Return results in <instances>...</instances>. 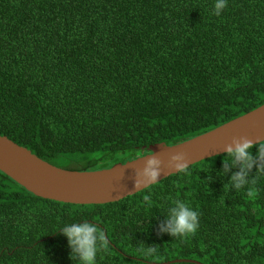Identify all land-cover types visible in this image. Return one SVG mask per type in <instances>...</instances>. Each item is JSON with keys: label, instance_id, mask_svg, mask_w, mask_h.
Wrapping results in <instances>:
<instances>
[{"label": "trees", "instance_id": "1", "mask_svg": "<svg viewBox=\"0 0 264 264\" xmlns=\"http://www.w3.org/2000/svg\"><path fill=\"white\" fill-rule=\"evenodd\" d=\"M215 2L0 0V134L90 171L262 106L264 0H227L219 16ZM226 155L104 204L43 198L0 170V264H79L59 231L73 222L103 232L97 264H264V173L227 189L240 169ZM175 199L198 213L194 234L161 231Z\"/></svg>", "mask_w": 264, "mask_h": 264}, {"label": "water", "instance_id": "2", "mask_svg": "<svg viewBox=\"0 0 264 264\" xmlns=\"http://www.w3.org/2000/svg\"><path fill=\"white\" fill-rule=\"evenodd\" d=\"M246 138L254 144L264 141V104L209 132L187 141L130 159L111 168L78 171L57 167L29 149L0 134V170L30 192L47 199L74 204H104L133 195L166 177L178 173L174 157L183 154L181 163L191 166L226 153L234 141ZM149 160L159 162V175L149 183L143 170ZM173 262H196L177 259Z\"/></svg>", "mask_w": 264, "mask_h": 264}, {"label": "clouds", "instance_id": "3", "mask_svg": "<svg viewBox=\"0 0 264 264\" xmlns=\"http://www.w3.org/2000/svg\"><path fill=\"white\" fill-rule=\"evenodd\" d=\"M227 7V0H216L214 3V15L219 16ZM235 147H228L226 150L227 160L225 163V171L228 166L237 167L239 171L234 173L230 179L227 189L235 188L239 191L245 188L249 183H255L250 180L249 173L256 167L261 173H264V143L254 144L251 140L242 138L234 141ZM255 150V156L253 151ZM174 161H177L176 168L178 172H187L188 165L181 163L184 157L183 154L175 156ZM159 162L149 160L143 170V175L149 183L156 181ZM173 205L168 209L167 227H162V232H167L171 237L183 238L189 234H194L199 227L198 213L193 210L187 203L182 200H173ZM59 231L67 238L68 245L72 249L71 258L79 257V264H97V255L101 248L106 243L105 236L98 229L95 223L79 224L73 222L70 225L63 224ZM141 251L148 256L157 254L155 246H147Z\"/></svg>", "mask_w": 264, "mask_h": 264}]
</instances>
